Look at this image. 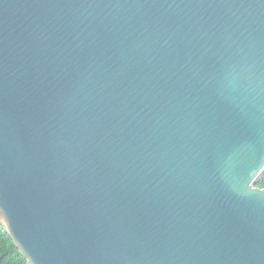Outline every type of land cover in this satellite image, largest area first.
Here are the masks:
<instances>
[{
  "label": "water",
  "instance_id": "95a60500",
  "mask_svg": "<svg viewBox=\"0 0 264 264\" xmlns=\"http://www.w3.org/2000/svg\"><path fill=\"white\" fill-rule=\"evenodd\" d=\"M264 0H0V223L28 264H264Z\"/></svg>",
  "mask_w": 264,
  "mask_h": 264
},
{
  "label": "trees",
  "instance_id": "16d2710c",
  "mask_svg": "<svg viewBox=\"0 0 264 264\" xmlns=\"http://www.w3.org/2000/svg\"><path fill=\"white\" fill-rule=\"evenodd\" d=\"M264 187V175L256 183ZM0 264H28L0 223Z\"/></svg>",
  "mask_w": 264,
  "mask_h": 264
}]
</instances>
